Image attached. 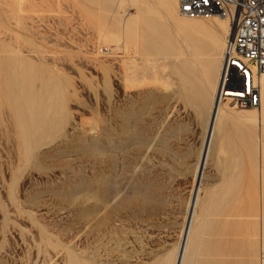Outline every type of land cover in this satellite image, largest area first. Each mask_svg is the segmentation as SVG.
<instances>
[{
    "label": "rangeland",
    "instance_id": "rangeland-1",
    "mask_svg": "<svg viewBox=\"0 0 264 264\" xmlns=\"http://www.w3.org/2000/svg\"><path fill=\"white\" fill-rule=\"evenodd\" d=\"M166 1L0 0V264H173L231 24ZM258 106L218 121L187 264H264L258 128L235 116Z\"/></svg>",
    "mask_w": 264,
    "mask_h": 264
},
{
    "label": "built area",
    "instance_id": "built-area-1",
    "mask_svg": "<svg viewBox=\"0 0 264 264\" xmlns=\"http://www.w3.org/2000/svg\"><path fill=\"white\" fill-rule=\"evenodd\" d=\"M187 16L225 15L232 24L222 56L217 103L229 96L235 106L259 102V78L264 74V0H177ZM234 93L235 95H226Z\"/></svg>",
    "mask_w": 264,
    "mask_h": 264
},
{
    "label": "bare ground",
    "instance_id": "bare-ground-1",
    "mask_svg": "<svg viewBox=\"0 0 264 264\" xmlns=\"http://www.w3.org/2000/svg\"><path fill=\"white\" fill-rule=\"evenodd\" d=\"M170 4H171L172 9H173L172 10L170 7L171 11L175 10L176 4H177V8H178V3L176 0H172ZM175 11H177V10H175ZM177 12L180 15H184V14H181L179 11H177ZM185 16H187V15H185ZM210 16L223 17L224 22H222V27L225 29L226 32H228V30L230 29L229 24H231V23H230L229 19L227 18V16L217 15V14H213ZM179 22L182 24V26L190 25V26L194 27V25H195V21H193V20L188 21V20H185L183 18H180ZM231 29H232V24H231ZM229 34H230V32L228 33V35ZM123 36L125 37V43L124 42L123 43L127 47V57H126V65L127 66H126L125 75H126L127 82L129 83L130 86H132L136 81L139 80V71L141 72L142 68H140L134 62V60L132 59L131 53H136V54L142 55L144 43L142 42V45H139V46L137 44L138 37H139V32H138L137 26H134V27L128 26V28L126 29L125 34H123ZM118 40H119V37H118ZM156 42H157V40H156ZM166 42H167V40L165 39V44H166ZM171 42L174 45V49L177 51L176 56H179L181 54V49L179 47L180 41L177 39H174V40H171ZM220 42L223 44L222 39ZM167 43H169V42H167ZM224 43H225V41H224ZM155 45L157 46V44H155ZM222 47H224V45ZM220 48H221V46H220ZM220 48H218V49H220ZM100 50L101 51H104V50L107 51V48L101 47ZM222 51H223V48H222ZM222 51H221L220 56L218 58H216L219 61V67L221 65ZM203 53H204V51H202L201 49H198L197 47L193 48V50H192V52H190V54L192 57L191 60L194 61V64L201 58ZM164 57H166V56H164ZM216 59H214V60H216ZM183 64H185V63H183ZM215 72H216V75H215ZM219 72H220V69H215V68L214 69L211 68V70L209 71L210 75H209V79H208V85L210 88V100H211L210 104H209L210 109H209L207 123L205 126L203 142H202L200 150L198 152V156L196 159L197 161H195L196 166H195V170L193 172L194 174H193V178H192V187H191L192 191L189 194L190 196H189V199L187 201V206H186V211H185L186 212L185 223H183L184 225L182 228V232H183L182 241H181L180 246L177 247V249H176V254H175L173 264H184V261H185L190 236L192 234L191 232H192V227H193V219L195 217L196 207H197L198 200H199L200 185H201V181H202L203 176H204L205 168L207 165V160H208V157H209V154L211 151V145H212L214 133H215V130L217 129V126H218L217 125L218 121L221 117L225 116L226 114H235L234 111L232 110V106L235 103V101L232 100L229 96H226L225 100L222 99L219 103H217V99L215 96H216V93L218 92V89H219V87H218ZM258 83H259L258 86H259V93H260V98H259L260 102H258L259 106L257 108L254 107L255 112H251V110H246V112H242V114H236L235 116L237 118H239L240 120L245 121L246 125H248L249 123L250 124L253 123L257 126V128H258V133H257L258 142L256 141V147L258 148V151H259L260 160L263 163V161H264V148H263V142L261 141V137L263 136V130H264V74L259 78ZM186 86H187V84H186ZM186 90H188V87ZM226 95H235V94L234 93H227ZM188 101H190V100H188ZM256 105H254V106H256ZM140 109L141 110L143 109L142 105L140 106ZM254 113L256 115H254ZM129 119H132L134 121V120H138V117H136V115L132 114L130 111L127 113V121L128 122H130ZM223 120H226V119H223ZM130 130H131V128H130ZM219 130H221V129H219ZM245 138H247V137H245ZM249 151H250V149H249Z\"/></svg>",
    "mask_w": 264,
    "mask_h": 264
},
{
    "label": "crops",
    "instance_id": "crops-1",
    "mask_svg": "<svg viewBox=\"0 0 264 264\" xmlns=\"http://www.w3.org/2000/svg\"><path fill=\"white\" fill-rule=\"evenodd\" d=\"M193 236H194L193 242H194L195 246H196V247H201L202 244H203V243H201V242H203V241H202V237H201L200 235H198L197 233H194V232H193V234H192V236H191V239H190L189 245H190V243L192 242L191 240H192V237H193ZM189 245H188V249H189ZM188 249H187V253H188ZM187 253H186V257H185L184 264H187Z\"/></svg>",
    "mask_w": 264,
    "mask_h": 264
}]
</instances>
